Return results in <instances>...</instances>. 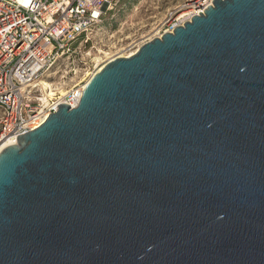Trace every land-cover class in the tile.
Masks as SVG:
<instances>
[{"label":"water","instance_id":"obj_1","mask_svg":"<svg viewBox=\"0 0 264 264\" xmlns=\"http://www.w3.org/2000/svg\"><path fill=\"white\" fill-rule=\"evenodd\" d=\"M57 107L0 152V264H264V0H214Z\"/></svg>","mask_w":264,"mask_h":264},{"label":"built area","instance_id":"obj_2","mask_svg":"<svg viewBox=\"0 0 264 264\" xmlns=\"http://www.w3.org/2000/svg\"><path fill=\"white\" fill-rule=\"evenodd\" d=\"M213 1L199 0L194 4V13L175 19L155 37L172 33L176 27L212 6ZM120 2L0 0V145L9 138L17 141L19 135L39 127L60 104L70 108L78 106L83 91L78 85L83 81L69 85L67 80L71 75L76 78L77 71L58 72L57 66H62L65 59H74L78 46L87 43L88 33ZM94 73L96 66L89 77ZM56 76L60 80L58 83L54 82ZM42 81L53 85L56 94L52 100L44 101ZM58 87L65 89L62 99Z\"/></svg>","mask_w":264,"mask_h":264},{"label":"rangeland","instance_id":"obj_3","mask_svg":"<svg viewBox=\"0 0 264 264\" xmlns=\"http://www.w3.org/2000/svg\"><path fill=\"white\" fill-rule=\"evenodd\" d=\"M198 2L199 0H121L119 6L107 13L102 22L88 33L87 43L82 47L78 46L74 59H65L62 61L63 65L57 66L56 70L77 71L76 78L71 75V79L67 80L69 85L78 80L85 83L97 65V60L106 61L107 57L132 52L136 46L153 39ZM66 65L67 68H64ZM59 81L56 76L54 82Z\"/></svg>","mask_w":264,"mask_h":264},{"label":"bare ground","instance_id":"obj_4","mask_svg":"<svg viewBox=\"0 0 264 264\" xmlns=\"http://www.w3.org/2000/svg\"><path fill=\"white\" fill-rule=\"evenodd\" d=\"M194 10H195V7H194V5H193V7H191L190 8V10H186L183 14H181L178 18H180V17H183V16H185L186 14H188V13H194ZM141 46V44L140 45H138V46H136V48H135V50H133L132 52H130V53H126V54H123V55H119V56H117V57H129V56H132V55H134L135 53H136V51L139 49V47ZM117 57H113V58H111V57H107V59L109 58V60L108 61H111V60H113L114 58H117ZM106 59V60H107ZM107 61V62H108ZM106 61H100V60H97V65H96V73L97 72H99L102 68H103V66L105 65V63H107ZM96 73H94V74H92L89 78H88V81L96 74ZM88 81H86L85 83H82V84H79L78 86H80L81 87V90L85 87V85L87 84V82ZM41 90L42 91H44L45 92V102L49 99V100H52L53 98H54V96H55V91H53L54 89H53V85H51V84H49L48 82H46V81H42L41 82ZM57 90H58V92H59V95H60V97H61V99L63 98V96L65 95V89L63 88V87H58L57 88ZM61 99H59V100H61ZM43 119V118H42ZM38 128V127H37ZM17 144V141H16V138H9L8 140H5L1 145H0V152L3 150V149H5L6 147H9V146H14V145H16Z\"/></svg>","mask_w":264,"mask_h":264}]
</instances>
